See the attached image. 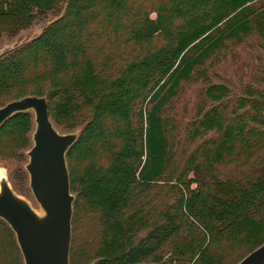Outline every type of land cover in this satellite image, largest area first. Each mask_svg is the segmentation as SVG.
Masks as SVG:
<instances>
[{"label": "trees", "instance_id": "obj_1", "mask_svg": "<svg viewBox=\"0 0 264 264\" xmlns=\"http://www.w3.org/2000/svg\"><path fill=\"white\" fill-rule=\"evenodd\" d=\"M64 3L58 19L0 60V97L17 88L21 98L30 72L43 66L57 86L45 90L38 85L31 95L46 94L55 124L63 125L85 106L91 109L92 117L68 150L67 160L76 193L73 217L82 207L100 208L111 230L95 264H178L166 261L163 252L173 238L179 256H198L195 264H221L223 241L247 246L249 253L262 245L264 159L252 175L225 184L224 196L200 185L174 205L157 210L147 192L173 165L164 110L184 82L196 78L208 83L191 138L217 134L193 155V165L203 160L193 171L210 172L217 163L240 157L255 146L248 136L264 139V90L248 87L230 104L229 87L211 83L202 70L226 40L257 34L264 48V0H0V41L30 28ZM101 6L103 25L125 30L128 42L139 48L116 76L99 71L89 52L94 36L90 29L97 18L92 10ZM33 127L30 112L18 113L0 135L26 136ZM102 144L112 152L107 167L73 166L78 154L94 156ZM184 225L189 233L181 237ZM145 229L146 235L136 238Z\"/></svg>", "mask_w": 264, "mask_h": 264}, {"label": "rangeland", "instance_id": "obj_2", "mask_svg": "<svg viewBox=\"0 0 264 264\" xmlns=\"http://www.w3.org/2000/svg\"><path fill=\"white\" fill-rule=\"evenodd\" d=\"M62 6V9L50 11L41 16V21L20 31L17 35H4L0 41V51L21 42H28L38 36L45 27L64 13L67 3ZM147 7H150L149 3ZM92 12L96 14L97 18L90 29L94 36L89 52L99 71L108 76H116L138 55L139 48L128 42V34L125 30L120 27L117 29L107 28L104 26L105 24L103 25L102 6L93 9ZM122 22L126 23L124 20ZM45 69L41 66L30 72L28 83L21 89L22 95L19 97L33 94V91L39 86L45 90L56 88V81L46 77L48 74ZM202 70L207 74L211 83L225 84L229 87L230 98L228 100L230 104L243 96L244 90L248 87L264 90V48L260 37L253 34L242 40H226L216 54L206 62ZM38 73L39 75H37ZM207 85L208 83L203 79L196 78L182 83L177 95L165 107L164 115L169 121V136L174 159L171 169L166 172L164 178L154 182L147 192L151 206L153 205L157 210L174 205L181 195L200 185L210 188L212 195L224 196L225 184H233L252 175L258 170L264 159V139L259 140L248 136V140L255 143L251 150L246 148L240 157L217 163L210 172H206L205 168L199 172L193 171L203 161L199 159L193 165L195 160L193 155L198 152L201 146L217 137L214 132L195 140L190 136L192 124L197 119V111ZM18 92L17 88L9 89L4 96L0 97V107L18 98L16 96ZM32 117H34L33 114ZM91 117V109L86 106L76 111L73 118L64 122L63 125L55 124V120L51 116L55 126L63 133L81 132ZM110 127L113 128V126ZM0 136V178L7 177L14 189L26 197L35 209L42 212L29 186V175L25 169L29 160L27 151L33 145L32 133L26 136L2 133ZM117 142L119 143L117 139L114 140L115 144H118ZM251 152L252 157L246 158V154H251ZM111 154L109 146L102 144L94 156L88 157L89 154L86 152L78 154L74 159L73 166L78 168L92 164L96 168L107 167L111 162ZM67 161L68 168H70L71 163L69 160ZM179 177L182 179L179 180ZM214 178H218L221 183L215 182ZM196 181L200 183L197 185ZM73 194L76 197V193L73 192ZM72 226L70 264H95L104 249V240L111 232L106 214L100 208L82 207L78 216L73 217ZM148 230L140 231L136 238L145 236ZM188 233L189 230L187 231V226L184 225L181 237H185ZM176 241L177 239L173 238L163 247L165 260L178 264H195L198 256L195 258H191L189 255L179 256V252H176L175 249ZM248 253L249 247L240 246L239 243L232 241H223L219 248V254L222 256L221 264H237ZM0 264H24L15 233L4 220L0 223Z\"/></svg>", "mask_w": 264, "mask_h": 264}, {"label": "water", "instance_id": "obj_3", "mask_svg": "<svg viewBox=\"0 0 264 264\" xmlns=\"http://www.w3.org/2000/svg\"><path fill=\"white\" fill-rule=\"evenodd\" d=\"M25 43L2 49L0 60ZM25 112L33 114L35 124L25 169L42 212L2 176L0 218L14 231L24 264H70L75 195L71 190L67 152L80 132L59 131L50 117L47 97L38 95L23 96L1 106L0 131L10 118ZM237 264H264V243Z\"/></svg>", "mask_w": 264, "mask_h": 264}]
</instances>
